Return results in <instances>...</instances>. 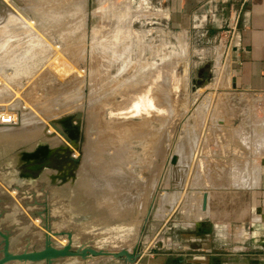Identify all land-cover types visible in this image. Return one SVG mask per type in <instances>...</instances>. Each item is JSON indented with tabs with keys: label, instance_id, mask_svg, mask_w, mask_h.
I'll list each match as a JSON object with an SVG mask.
<instances>
[{
	"label": "rangeland",
	"instance_id": "obj_1",
	"mask_svg": "<svg viewBox=\"0 0 264 264\" xmlns=\"http://www.w3.org/2000/svg\"><path fill=\"white\" fill-rule=\"evenodd\" d=\"M17 10L19 15L8 19L7 15ZM31 16L34 22L29 21ZM200 19L193 28H174L157 0H0V47L1 43L9 45L0 54V125L2 117L8 116V123L19 125L20 108L28 105L25 112L31 118L25 117V127L36 126L30 127L36 133L27 135L29 143L10 142L11 147L0 149V230L9 235L12 251L40 249L44 233L59 244L60 238L53 231H70L74 248L126 249L138 257L130 262L124 254L62 256L51 264H175L179 259L184 261L187 253L196 252L192 248L201 241L191 238H198L195 234L206 226L208 218L223 221L235 210L243 218L250 217L255 188L247 183L259 175L264 157V94L234 90L223 37L232 28ZM135 71L149 73L150 79L155 71L158 74L151 83L153 92L157 91L152 102L160 106L147 103L138 115L124 112L126 103L131 104L123 98L130 82L125 80L132 79ZM151 84L147 81L142 88L149 90ZM77 112L79 119L74 117ZM67 117L72 126L66 131L73 132V143L50 124L57 119L65 124L63 118ZM38 125L42 126L36 129ZM49 126L52 132L45 133ZM55 135L61 141L52 140ZM36 140L40 142L35 145ZM85 147H90L96 163L104 165L103 174L118 172L129 178V186L114 190L111 203L119 210L129 208L130 217L111 221L109 227L131 218L130 226L107 228L99 217L107 213L108 199L92 198L96 188L79 184ZM17 152L23 154L20 159L8 158ZM114 152L124 154L118 158L117 171V166L111 168L110 164L114 163L110 161ZM41 155L49 162L37 168L40 160L31 158ZM70 155L79 160L73 161ZM67 189L71 191L67 193ZM203 191L208 192L210 209L206 213H201ZM166 192L176 196L161 199ZM74 196L80 201L75 202L78 198ZM119 196L125 197L123 206ZM88 217L93 222L102 220L91 224ZM85 220L84 228L79 229L78 224ZM92 231L98 233L93 238ZM77 232L84 235L76 237ZM104 236L115 237V243L102 241ZM134 237L130 246L125 245ZM1 250L0 235V254Z\"/></svg>",
	"mask_w": 264,
	"mask_h": 264
},
{
	"label": "crops",
	"instance_id": "obj_2",
	"mask_svg": "<svg viewBox=\"0 0 264 264\" xmlns=\"http://www.w3.org/2000/svg\"><path fill=\"white\" fill-rule=\"evenodd\" d=\"M157 1L174 28H193L201 17V21L208 19L209 23L217 21L230 26L232 29L225 31L223 37L234 90L264 94V0ZM247 185L255 188L250 217L243 218L235 210L223 221L208 218L206 226L195 234L198 238H191L201 241L200 246L192 248L196 252L187 253L184 261L179 259L175 264H264V157L259 175Z\"/></svg>",
	"mask_w": 264,
	"mask_h": 264
},
{
	"label": "bare ground",
	"instance_id": "obj_3",
	"mask_svg": "<svg viewBox=\"0 0 264 264\" xmlns=\"http://www.w3.org/2000/svg\"><path fill=\"white\" fill-rule=\"evenodd\" d=\"M52 1V0H51ZM83 1V0H82ZM39 2V1H38ZM44 3V2H43ZM83 3V2H82ZM61 4V3H60ZM84 4V3H83ZM83 4H82V6H83ZM42 5V4H41ZM47 5V4H46ZM61 7V6H60ZM75 7V6H74ZM39 8V7H38ZM45 8V7H44ZM59 8V7H58ZM67 8V7H66ZM76 8H78V7H76ZM15 10H16V7L14 8ZM41 9H42V7H41ZM55 9V8H54ZM70 9V8H69ZM68 9V10H69ZM125 9V8H124ZM12 10V9H11ZM56 10H57V8H56ZM54 11V10H53ZM123 11V10H122ZM48 12V11H47ZM106 12V11H105ZM44 13V12H43ZM108 13V12H107ZM21 14V13H20ZM46 14V13H45ZM60 14V13H59ZM62 14H64V13H62ZM72 14V13H71ZM17 15H19L18 14V10L17 11H15V12H11V13H9V15H7L8 16V19H12V20H14V18H16L17 17ZM53 15V14H52ZM52 15H51V17H52ZM57 15V14H56ZM75 15V14H74ZM122 15V14H121ZM44 16V15H43ZM121 17V16H120ZM19 18H21V17H19ZM47 18V17H46ZM50 18V17H49ZM62 18V17H61ZM65 18V17H64ZM63 18V19H64ZM69 18H71V17H69ZM28 19H29V21H33L34 20V17L33 16H31V17H28ZM36 19V18H35ZM43 19V18H42ZM54 19V18H53ZM57 19V18H56ZM17 20V19H16ZM25 20H27V19H25ZM66 20V19H65ZM64 20V21H65ZM28 21V20H27ZM45 21H47V20H45ZM63 21V20H62ZM12 22V21H11ZM21 22V21H20ZM26 21H24V23H25ZM34 22V21H33ZM49 22V21H48ZM28 23V22H27ZM35 23H36V21H35ZM47 23V22H46ZM56 23V22H55ZM26 24V23H25ZM32 24V23H31ZM30 24V25H31ZM49 24H50V22H49ZM57 24V23H56ZM39 25V24H38ZM53 25V24H52ZM67 25V24H66ZM27 26H29V25H27ZM32 26V25H31ZM55 26V25H54ZM32 27H34V26H32ZM125 27V26H124ZM48 28H50V27H48ZM128 28V27H127ZM9 29V28H8ZM23 29V28H22ZM55 29V28H54ZM126 29V28H125ZM61 30V29H60ZM118 30V29H117ZM78 31V30H77ZM55 32V31H54ZM115 32V31H114ZM58 33V32H57ZM66 33H68V32H66ZM70 33V32H69ZM57 35V34H56ZM124 35V34H123ZM41 37V36H40ZM130 37H131V35H130ZM78 38V37H77ZM36 39V38H35ZM77 40V39H76ZM66 41V40H65ZM44 42V41H43ZM37 43V42H36ZM2 44V46L3 47H0V54H4L3 52H2V50H4V49H6V48H8L9 47V45H4L5 43H1ZM36 45V44H35ZM39 45V44H38ZM68 45V44H67ZM105 45V44H104ZM125 45V44H124ZM114 46V45H113ZM71 47V46H70ZM51 48V47H50ZM52 48H54V46L52 47ZM61 48H64V45H63V47H61ZM42 49V48H41ZM56 49V48H55ZM69 49V48H68ZM48 50V49H47ZM57 50V49H56ZM62 50V49H61ZM72 50V49H71ZM122 51V50H121ZM128 51V50H127ZM44 52V51H43ZM101 52V51H100ZM126 54H127V56H128V52H126V51H124ZM123 52V53H124ZM59 53H61V52H59ZM126 54H125V57H126ZM96 55V54H95ZM98 55V54H97ZM100 55H102V54H100ZM105 55V54H104ZM47 56V55H46ZM50 56V55H49ZM106 56V55H105ZM118 56V55H117ZM122 56H124V54H122ZM43 57V56H42ZM94 57V56H93ZM103 57V56H102ZM119 57V56H118ZM96 57H94V58H92V59H95ZM106 59V58H105ZM37 60V59H36ZM39 60H41V59H39ZM99 60H101V59H99ZM125 60V59H124ZM38 61V60H37ZM45 61V60H44ZM48 61V60H47ZM32 63V62H31ZM35 63V62H34ZM41 63V62H40ZM95 63V62H94ZM98 63H100V62H97V64ZM125 63H127V62H125ZM22 64V63H21ZM39 64V63H38ZM45 64V63H44ZM107 64V63H106ZM112 64H113V62H112ZM138 64V63H137ZM99 65V64H98ZM135 65V64H134ZM157 65V64H156ZM23 66V65H22ZM42 66V65H41ZM125 66V65H124ZM168 66V65H167ZM31 66L29 65V68H30ZM34 67V66H33ZM93 67H94V64H93ZM106 67V66H105ZM130 67V66H129ZM139 67V66H138ZM59 68V67H58ZM61 68V67H60ZM124 67H121V69L118 71V75H120L121 74V72L123 71L122 69H123ZM20 69V68H19ZM74 69V68H73ZM22 70V69H21ZM61 70V69H60ZM122 70V71H121ZM125 70V69H124ZM149 70V69H148ZM20 71V70H19ZM18 71V72H19ZM23 71H24V69H23ZM32 71V70H31ZM67 71V70H66ZM104 71V70H103ZM22 72V71H21ZM67 72H69V71H67ZM76 72V71H75ZM138 72H139V70H138ZM143 72V71H142ZM149 72V71H148ZM151 72V71H150ZM61 73V72H60ZM152 73V72H151ZM155 73H156V75L154 76V77H152L151 79H150V75H149V73H142V74H139V73H137L136 71H135V74L133 73L132 74V76L134 75V77H132V79H127V80H125V77H124V80H125V82H127V81H130L128 84H127V92H126V94H125V96L123 97V98H125L127 101H129L130 102V104L131 105H129L128 103H126L127 105L125 106V107H127L128 106V108H125V109H127V110H125L124 112H132L131 114L132 115H138V113L140 112L139 111V109H141V107L142 106H144V105H146L147 103L148 104H150V106L152 105V106H160V104H158V103H154V102H152V99L154 98V95L155 94H157V91H155L156 93H154L153 92V90H154V86H152V84L151 83H153V81H154V78L158 75L157 74V72L155 71ZM65 74V73H64ZM67 74H69V73H67ZM81 75V74H80ZM117 75V76H118ZM128 75H130V73L129 74H127L126 75V77H128ZM108 76V75H107ZM111 76V75H110ZM121 76V75H120ZM147 76H149V77H147ZM100 77V76H99ZM103 77V76H102ZM109 78V77H108ZM120 78V77H119ZM100 79V78H99ZM114 79V78H113ZM109 80V79H108ZM108 80H106V81H108ZM149 80H151V81H149ZM114 81V80H113ZM121 81V80H120ZM123 81V80H122ZM144 81H146L145 83L147 84V81L151 84V89H149V90H145L144 88H142L143 87V84H145L144 83ZM103 82V81H102ZM109 82V81H108ZM107 82V83H108ZM115 82V81H114ZM69 83V82H68ZM118 83H119V81H118ZM142 83V84H141ZM158 84V83H157ZM120 85V84H119ZM142 85V86H141ZM95 86V85H94ZM145 86V85H144ZM104 87H105V85H104ZM104 87H102V88H104ZM108 87V86H107ZM107 87H105V89L107 88ZM95 88V87H94ZM94 88H92V90L94 89ZM100 88V87H99ZM116 88V87H115ZM119 88V87H118ZM96 89V88H95ZM94 89V90H95ZM105 89H104V91H105ZM97 90V89H96ZM113 90V89H112ZM117 90V89H116ZM121 90H122V88H121ZM125 90V89H124ZM128 90H130V92L128 91ZM100 91V90H99ZM120 91V90H119ZM96 92V91H95ZM122 92H123V90H122ZM128 92H129V94H128ZM104 93V92H103ZM123 93H125V92H123ZM102 94V93H101ZM116 94V93H115ZM91 95V94H90ZM96 95V94H95ZM0 96H2V95H0ZM97 96V95H96ZM98 96H100L99 94H98ZM119 96V95H118ZM106 98V97H105ZM121 98V97H120ZM119 98V99H120ZM90 99H91V97H90ZM107 99V98H106ZM92 100V99H91ZM96 99H94V101H95ZM114 100V99H113ZM67 101H69V100H67ZM96 102V101H95ZM113 102V101H112ZM111 102V103H112ZM97 103V102H96ZM107 103V102H106ZM1 104V103H0ZM18 104V103H17ZM26 104V103H25ZM120 104H124V101H122ZM15 105V104H14ZM99 105V104H98ZM38 106V105H37ZM107 106H108V104H107ZM23 107V106H22ZM20 108L21 110H20V115H19V122H18V124L19 125H12V124H10V123H8V119H7V117H4V119H3V121H1V122H3L1 125H0V149H2V148H8L7 146H9V147H11L10 145H9V143L11 142V144H13V145H16L17 143H20V142H22L23 140L24 141H26V142H28L29 143V139H26L28 136L27 135H30V134H32V133H36V132H32V131H30V129L31 128H35L34 127V125L33 126H30L29 128H27V127H25L26 125H25V123H24V121H26V120H24L25 119V117L26 118H28L27 116L29 115L30 116V113H28V112H25V111H27V108H28V105L27 106H25L24 105V108ZM30 107V106H29ZM118 107V106H117ZM120 107V106H119ZM123 107V106H122ZM6 108V107H5ZM31 108V107H30ZM156 108V107H155ZM2 110V109H1ZM31 110H33V112H35L34 111V109H31ZM105 110V109H104ZM109 110V109H108ZM159 110V109H158ZM98 111V110H97ZM96 111V112H97ZM111 111V110H110ZM30 112V111H29ZM103 112H105V111H103ZM112 112V111H111ZM117 112H119V111H117ZM114 113V112H113ZM112 113V114H113ZM36 114V113H35ZM39 114V113H38ZM37 114V115H38ZM96 114V113H95ZM97 115V114H96ZM6 116V115H5ZM14 116H15V114H14ZM40 117V116H39ZM103 117H104V115H103ZM110 117V116H109ZM122 117V116H121ZM129 117V116H128ZM30 118H31V116H30ZM29 118V120H31ZM40 118H42V117H40ZM102 118V117H101ZM15 119V118H14ZM33 119V118H32ZM48 119V118H47ZM94 119H96V118H94ZM34 120V119H33ZM43 120V119H42ZM58 120V119H57ZM60 120V119H59ZM111 120V119H110ZM39 121V120H38ZM30 122V121H29ZM34 122V121H33ZM44 122H46V121H44ZM103 122V121H102ZM119 122V121H118ZM165 122V121H164ZM21 123H24V124H22L21 125ZM28 123V122H27ZM31 123V122H30ZM36 123H38V122H36ZM48 123V122H47ZM117 123V122H116ZM147 123V122H146ZM34 124V123H33ZM174 124V123H173ZM31 125H32V123H31ZM36 125V124H35ZM44 125V124H43ZM47 125V124H46ZM127 125H130V124H127ZM171 125V124H170ZM40 126H42V125H40ZM40 126L38 125L37 126V128L36 129H38V128H40ZM52 126V125H51ZM122 127V126H121ZM121 127H119L120 129H121ZM51 128L52 127H47L46 128V130L44 131L45 133L46 132H52L51 131ZM110 128V127H109ZM119 128H117L118 129V131H119ZM35 129V130H36ZM42 129H44V128H42ZM167 129V128H166ZM40 130V129H39ZM148 130V129H147ZM171 130H173V129H171ZM30 131V132H29ZM38 131V130H37ZM40 131H43V130H40ZM115 132H118L116 129L114 130ZM113 131V132H114ZM43 132V133H44ZM110 132H112V131H110ZM123 132V131H122ZM173 132V131H172ZM39 133V132H38ZM56 133V132H55ZM107 133V132H106ZM125 133V132H124ZM54 134V133H53ZM109 134V133H108ZM114 134V133H113ZM117 134V133H116ZM122 135V134H121ZM137 135V134H136ZM32 136H35V135H32ZM108 136V135H107ZM122 136H124V135H122ZM144 136V135H143ZM169 136H171V135H169ZM30 137V136H29ZM41 137V136H40ZM58 137H60L59 135H58ZM57 137V135H55V136H52L51 137V139L53 140V139H55V141H59L60 139ZM111 137V136H110ZM114 137V136H113ZM120 137V136H119ZM118 137V138H119ZM142 137V136H141ZM93 138V137H92ZM108 139H109V136H108ZM41 140V139H40ZM40 140L38 141V142H40ZM43 140V139H42ZM48 140V139H47ZM52 140H50V141H52ZM96 140V139H95ZM104 140V139H103ZM117 140V139H116ZM125 140V139H124ZM164 140V139H163ZM46 141V140H45ZM45 141H43V142H45ZM49 141V140H48ZM61 141V140H60ZM65 141V140H64ZM88 141V140H87ZM92 141V140H91ZM102 141V140H101ZM112 141V140H111ZM111 141H109V142H111ZM140 141V140H139ZM172 141V140H171ZM38 142H37V140H36V143H34L35 145L36 144H38ZM47 142V141H46ZM45 142V143H46ZM53 142V141H52ZM89 142V141H88ZM87 142V143H88ZM116 142V141H115ZM128 142V141H127ZM156 142V141H155ZM27 143V144H28ZM67 143V142H66ZM106 143V142H105ZM108 143V142H107ZM106 143V144H107ZM111 143H113V142H111ZM129 143V142H128ZM149 143V142H148ZM161 143H163V142H161ZM33 144V145H34ZM55 144V143H54ZM90 144V143H89ZM93 144V143H92ZM156 144V143H155ZM158 144V143H157ZM142 145V144H141ZM145 145V144H144ZM148 145V144H147ZM160 145V144H159ZM87 146V145H86ZM104 146V145H103ZM116 146H118V144L116 145ZM150 146V145H149ZM37 147V146H36ZM36 147H35V149H36ZM15 148V147H14ZM142 148V147H141ZM183 148V147H182ZM29 149V148H28ZM35 149H33V150H35ZM93 149V148H92ZM118 149V148H117ZM25 150H27V149H25ZM49 151V150H48ZM85 154H83L82 156H84L83 157V160H82V162L80 163V167H79V173H78V179H79V184L80 183H83L82 184V186L84 185V187L85 188H89V187H91V188H96V190H95V192L93 193V194H91V196H92V198H96V199H99V200H104L105 198H107L108 199V203H109V205H108V210H107V213H105V209L103 210L104 211V215L105 216H107V218L105 219V216L103 215L102 217H99V218H103L105 221H101V222H103V223H105V225H107L108 227L107 228H109V229H116V228H119L120 227V230H122V229H124V228H126V227H128V226H130V224H131V218H129L128 220H126L125 221V223H120V224H116L115 226H112V227H109V225H110V223H111V221H114V220H121V219H127L128 217H130V216H128V215H130L131 214V211H129V208H121L120 210L117 208V207H115V205L113 204V202L111 203V197H113V194H115L116 195V193L114 192V190H116L117 189V191H118V189L119 188H121V187H123L124 185H128L129 186V184L128 183H130L129 182V178L127 177V178H125L124 177V175L123 174H121V173H118V172H116V173H114L113 175H110V173H109V175L108 174H103L104 172H102L103 171V169H105L104 168V165H102V164H100V163H96L95 161L97 160V159H94V157H92V153H91V149H90V147H85ZM101 151V150H100ZM108 151H111V150H108ZM30 152H32V151H30ZM5 153V152H4ZM108 154V153H107ZM5 155V154H4ZM23 154L22 153H20V152H17L16 154L14 153V155L12 156V157H9L8 156V158L10 159H14V158H16V159H20L21 158V156H22ZM37 155V154H36ZM122 155H124V154H121V153H119L118 154V152H114V154H112V156H110V161H113L114 163H110L111 165H112V167L111 168H115L116 166H117V168L114 170V171H117L118 169H119V165H118V163H119V160H118V158L120 157V156H122ZM18 157V158H17ZM104 157V156H103ZM113 157H116L115 159H113ZM7 158V157H6ZM102 158V157H101ZM100 158H98V160H99ZM185 160V159H184ZM104 162H106L107 160H103ZM88 162H89V164H88ZM107 163V162H106ZM106 165V164H105ZM109 165V164H108ZM158 165V164H157ZM110 167V166H109ZM108 167V168H109ZM159 167V166H158ZM108 171H110V170H108ZM108 171H107V173H108ZM113 170L111 171V174H112V172H114ZM158 171V170H157ZM106 173V172H105ZM152 176H154V175H152ZM152 178V177H151ZM154 178V177H153ZM128 182V183H127ZM151 183V182H150ZM152 184V183H151ZM150 184V185H151ZM142 185V184H141ZM141 185L139 186V187H141ZM148 185V184H147ZM75 186H77V185H75ZM149 186V185H148ZM145 187V185L143 186V188ZM124 188V187H123ZM122 188V189H123ZM126 188V187H125ZM142 188V187H141ZM142 188V189H143ZM151 188H152V186H151ZM127 189V188H126ZM139 189V188H138ZM141 189V190H142ZM120 190V189H119ZM145 190V189H144ZM143 190V191H144ZM150 190V189H149ZM67 193H69V191H71V189L69 190V189H67ZM14 192H15V190H14ZM114 192V193H113ZM123 192V191H122ZM118 193V192H117ZM121 194V193H120ZM144 194V193H143ZM108 195V196H107ZM114 195V196H115ZM137 195V194H136ZM135 195V196H136ZM139 195H141V193L139 194ZM90 196V197H91ZM124 196V195H123ZM174 196H176L175 195V192L173 193V192H166L165 194H162L161 195V199H164L165 197L166 198H173ZM76 197L78 198V200L76 199ZM120 198H119V201H121L120 202V205L125 201V197H124V199L123 198H121V196H119ZM73 198H75L76 200H75V202H79L80 201V197L79 196H74ZM133 199V198H132ZM136 199V198H135ZM134 199V200H135ZM138 199V198H137ZM140 199V198H139ZM138 199V200H139ZM199 199V198H198ZM99 200H98V202H99ZM94 201H95V199H94ZM128 202V201H127ZM81 203V202H80ZM104 204V203H103ZM123 204H126L125 202L123 203ZM123 204H122V206H123ZM128 204V203H127ZM139 204H140V202H139ZM201 205V204H200ZM121 206V207H122ZM161 206V205H160ZM86 207V206H85ZM125 207H126V205H125ZM79 208V207H78ZM208 208V207H207ZM158 209H159V207H158ZM157 209V210H158ZM162 209V208H161ZM160 210V209H159ZM207 210V209H206ZM202 211H204V210H202ZM201 211V212H202ZM144 216V215H143ZM26 217V216H25ZM118 217H120V218H118ZM143 218V217H142ZM98 219V218H97ZM95 220L94 222H93V220L90 218V217H88V221L90 220L91 221V224H98L99 222H98V220H102V219H98V220ZM35 221V220H34ZM136 221V220H135ZM87 221L85 220L83 223H81V224H78V226H79V229H83L84 228V226L83 225H85V223H86ZM96 222V223H95ZM116 222V221H115ZM133 222V221H132ZM70 225V224H69ZM140 225H141V223H140ZM106 227V226H105ZM138 227H139V225H138ZM65 228V227H64ZM136 229H137V226L135 227ZM135 229V230H136ZM62 230V229H61ZM56 232V231H55ZM64 232V231H63ZM88 232H90V231H88ZM125 232H126V230H125ZM94 233V234H93ZM77 235H76V237H81V236H83L84 235V233H82V232H77L76 233ZM87 234V233H86ZM98 234V233H97ZM94 231H92V234L91 235H93L92 236V238L95 236V235H97ZM31 235V234H30ZM56 235V234H55ZM103 235V234H102ZM59 236V238H60V242H59V244L60 245H65L66 244V241H67V236L65 235H58ZM88 236V235H87ZM101 236V235H100ZM32 237H34V236H32ZM75 237V238H76ZM108 237V236H107ZM107 237H105L104 236V239L102 240V241H107V243L108 244H111V243H115L114 241V239H115V237L114 238H111V237H109V238H107ZM121 239H123L124 237H123V235H120L119 236ZM35 238V237H34ZM52 238V237H51ZM58 238V239H59ZM98 238V237H97ZM118 238V237H117ZM137 237H134V238H131V240L130 241H126V243L127 244H125V245H129L130 246V244H132V242L133 241H135V239H136ZM72 239H73V237H72ZM52 240H53V238H52ZM116 240H118V239H116ZM128 240V239H127ZM73 241V240H72ZM119 241V240H118ZM118 241H116V242H118ZM123 241V240H122ZM63 242H65V243H63ZM101 242V241H100ZM111 242V243H110ZM123 244H124V242H123ZM119 245H121V244H119ZM110 247V246H109ZM128 248V247H127ZM103 250V249H102ZM107 254H105V255H114V253L115 252H112L111 250L110 251H106V250H104ZM155 257V256H154Z\"/></svg>",
	"mask_w": 264,
	"mask_h": 264
},
{
	"label": "water",
	"instance_id": "obj_4",
	"mask_svg": "<svg viewBox=\"0 0 264 264\" xmlns=\"http://www.w3.org/2000/svg\"><path fill=\"white\" fill-rule=\"evenodd\" d=\"M234 81V79H232ZM232 87L234 88V82L232 83ZM75 119H79L80 112H77V114L74 116ZM61 121V120H60ZM59 120H50V124L54 127L56 131H58L68 142L73 143L74 139L69 136L68 132L66 131L67 128H70L72 126V121L70 117H67V120L63 118V121L65 124L60 123ZM54 149L51 150V152ZM70 158L73 161H78L79 158H76L73 155H70ZM40 160V163H36L35 167L39 168L42 165L48 164V160L46 156L41 155L40 157L34 156L31 158V160ZM31 160H29L31 162ZM30 167H34V165L30 164ZM208 204V192L203 191L202 194V200H201V209L206 210ZM42 215V214H40ZM56 235H62L66 234L69 241L61 246L59 244H56L50 234L44 233V243L43 246L40 249L36 250H23V251H12L10 249V238L9 235L3 231L0 230V235L2 236V250L0 254V264H6L10 261H19V262H28V261H42L46 260L49 264L52 263V261L58 257L62 256H80L82 258L86 257L88 254L92 255H105L107 254L102 249H96L91 246H80L77 248H74L72 246V232L70 231H56ZM124 254L126 258L130 262H134L136 258L138 257V254H130L126 249H121L118 252L114 253V257H118L120 255Z\"/></svg>",
	"mask_w": 264,
	"mask_h": 264
},
{
	"label": "built area",
	"instance_id": "obj_5",
	"mask_svg": "<svg viewBox=\"0 0 264 264\" xmlns=\"http://www.w3.org/2000/svg\"><path fill=\"white\" fill-rule=\"evenodd\" d=\"M235 23H236V21H235ZM234 26H235V25H234ZM8 115H12V114L8 113ZM2 118L4 119V117H2ZM7 119H8L7 121H11L9 116L7 117ZM13 120H14V119H13Z\"/></svg>",
	"mask_w": 264,
	"mask_h": 264
},
{
	"label": "flooded vegetation",
	"instance_id": "obj_6",
	"mask_svg": "<svg viewBox=\"0 0 264 264\" xmlns=\"http://www.w3.org/2000/svg\"><path fill=\"white\" fill-rule=\"evenodd\" d=\"M69 136L72 137L73 139H75L73 136V132H70Z\"/></svg>",
	"mask_w": 264,
	"mask_h": 264
}]
</instances>
